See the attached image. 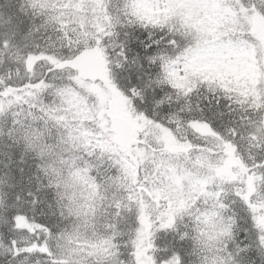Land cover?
Masks as SVG:
<instances>
[{"label":"trees","instance_id":"1","mask_svg":"<svg viewBox=\"0 0 264 264\" xmlns=\"http://www.w3.org/2000/svg\"><path fill=\"white\" fill-rule=\"evenodd\" d=\"M16 1L0 0V33L12 38L24 33H40L43 25L41 19L25 16V6L20 8V14L15 18ZM223 3L226 5L228 0H223ZM250 18L264 24V16L256 14L247 18V23ZM230 31L252 46L254 64L248 72L238 77H198L204 84L199 95H191L188 99V93L183 91L174 92L171 97L161 91L158 95L165 103L158 96L155 98L151 90L154 87L152 77H155L156 71L152 62L145 57L144 46L152 44L147 35L139 37L140 44L131 40L134 36L129 41L117 32L113 35L102 33L96 40L109 55L121 58L127 56L124 81L136 82L149 97L154 111L163 102L161 109L170 113V116L189 119L211 130L215 128L223 137L216 135L220 144L217 142L212 148L197 144L194 149L209 152L213 157V154H224L230 146L243 151L250 145V155L240 169L245 190L249 185H255L261 174L264 177V167H261L264 165V45L252 36L249 25L246 32L235 26ZM163 47L167 48V45ZM24 50L21 46L13 52L19 54ZM171 52L168 49L166 54ZM9 53L5 52V56ZM258 84H261V88ZM210 87L212 91H209ZM169 98H172L171 104L167 102ZM168 105H172V110ZM22 118L43 120L40 114L28 117L24 113ZM36 124L41 130L51 125L47 122ZM8 135L5 141L12 149L24 141V137L16 132ZM258 138L260 147L256 149ZM22 154H13L0 145V240L4 243L0 244V264H16L9 255L12 241L23 253L21 264H52V261L56 264H73L61 248L64 236L80 230L77 212L81 207L73 200L72 189L65 180V173L71 166L54 158L40 169L36 157ZM99 165L96 163L91 169V178H88L85 187L84 200L89 207L83 213L93 218L89 221L92 226L87 227L84 234L105 235L110 239L111 253L105 257L95 256L79 264H180L181 258L183 264H205L208 242L199 230L200 219L197 215L183 210L182 217L177 215L175 221L168 220L167 224L165 216L160 219L154 217L151 220L152 233L148 235L145 232L149 223L146 218L148 204L144 192L139 190V169L134 171L136 176L132 179L131 174H123L121 168L108 173L103 172ZM226 191L228 195L223 202L230 209L239 203L240 197L247 201L249 208L256 209L248 190H245L244 196L235 188L229 187ZM13 216L16 217L15 228L11 224ZM239 220L241 222H238L234 233L237 245H251V250L245 254L249 264H264L262 255L252 249L257 246L248 231L247 219L239 216Z\"/></svg>","mask_w":264,"mask_h":264},{"label":"snow or ice","instance_id":"2","mask_svg":"<svg viewBox=\"0 0 264 264\" xmlns=\"http://www.w3.org/2000/svg\"><path fill=\"white\" fill-rule=\"evenodd\" d=\"M139 5H133V9ZM153 7L164 8L167 10H172L178 13L176 16L165 17V23L158 24L159 39L155 41V44H149L145 47V57L149 62H153L158 55L166 54L168 49L173 50V55L169 58L168 69L175 70L179 67L182 62L184 65V71L186 73L193 72L197 66L206 64H224L228 62L229 55L231 51L243 43L241 37L236 36L234 32L230 31L229 28H220L215 30L204 31L199 25L195 24L196 19L195 13L192 11L194 8L200 7V5H193L191 3H185L184 0H157ZM235 13L232 17L235 21V27L241 28L243 32L247 31L248 23L247 18L252 17L256 14L264 16V0H228L225 5ZM191 14L192 19H188L187 23L184 22L186 19L185 14ZM133 23L136 21L133 20ZM141 23H143L141 21ZM151 36V34H150ZM251 39V37H249ZM167 45V48L163 47ZM93 44L81 45L76 52L73 53L72 61L75 62V57L79 56L85 47H92ZM77 76L75 71L70 72V78ZM196 85H199L197 87ZM119 87V86H117ZM204 87L199 78H196L195 84H193L188 92L186 98L190 99L191 95H199L200 88ZM121 91H123L121 89ZM135 92V89L130 90ZM177 93L182 91V89H177ZM212 91V88H209ZM129 99L132 96L128 92L124 93ZM215 94V92L213 93ZM135 103V101H133ZM202 113V109L200 110ZM144 118L151 119L150 116L145 112ZM222 115V114H221ZM209 127L211 124L209 123ZM212 131L217 135L221 134L216 131L215 128ZM235 132V130H232ZM221 138H223L221 136ZM102 158V157H101ZM102 167V165L98 166ZM261 167H264L262 165ZM228 192H225L224 197L220 199V202L213 212L209 214V221L213 231L217 233L216 239L219 243L223 244V240L220 239L221 236H226L229 238H234L235 228L238 225V221L235 216L230 218L229 221L224 220L223 213L229 207L227 204L223 203V199L227 198ZM241 204H244L243 198H241ZM182 217L183 212L177 214ZM236 215H239L237 213ZM16 217H12V227L15 228ZM251 231V228L248 229ZM51 234V228L48 229ZM11 249L9 255L12 260L16 261V264H21L23 253L16 247L15 241L11 242ZM258 246L261 253H264V230H261L258 236ZM251 250V245L239 246L237 251L229 253V256H224L223 252L220 255L212 257L210 260L205 261V264H249L245 259V254ZM49 255H53L49 253ZM52 264H56L52 261ZM180 264H183V259L181 258Z\"/></svg>","mask_w":264,"mask_h":264},{"label":"rangeland","instance_id":"3","mask_svg":"<svg viewBox=\"0 0 264 264\" xmlns=\"http://www.w3.org/2000/svg\"><path fill=\"white\" fill-rule=\"evenodd\" d=\"M148 4L153 5L157 0H145ZM189 3L200 5L198 7L200 10H208L210 14L206 16L205 20L203 21V29L204 31L208 30H215L220 29V25L218 24L217 20L223 21L221 15H214L212 11L214 10L215 4L210 2L209 0H188ZM206 13H203V15ZM43 21V20H42ZM44 22V21H43ZM245 51L244 46H239L234 48L228 58V62L224 64H209L214 67H218L221 70L226 71H240L244 67L245 57L241 56V54ZM105 100L103 97H100V104L103 105ZM119 111L123 113V110L120 109ZM129 123H135L133 120H129ZM71 127V124L69 125ZM79 126H77L78 128ZM85 129V127H82ZM116 133L113 137V142L123 151L126 150L127 144L129 142L130 133L129 130L122 128H115ZM76 129H70V131L66 134V139L72 141L77 136ZM168 176L171 179V182L164 181L163 184L159 188H150V195L152 200L151 209H156L160 212V214L167 213V218L174 220L176 215V208L171 209V205L176 203H183L189 199H197L199 194L205 190L202 186V181L199 176H190L187 173H181L180 175L173 174L170 171H167ZM75 178L76 175L73 176L69 175L68 179L71 181V184L77 194V190L81 187L82 182L81 180H77L78 183L75 186ZM78 196L76 195V200ZM206 236L209 234L216 238L217 233L213 231L212 226L205 230ZM68 242L69 250L71 255L75 256L76 258H84L89 257L92 255H101L106 252L109 248L108 244L109 241L107 237H101L99 240H88L83 236H72L70 237Z\"/></svg>","mask_w":264,"mask_h":264},{"label":"bare ground","instance_id":"4","mask_svg":"<svg viewBox=\"0 0 264 264\" xmlns=\"http://www.w3.org/2000/svg\"><path fill=\"white\" fill-rule=\"evenodd\" d=\"M34 18H38V19H41V22L42 24L44 23L42 20V18H39V17H34ZM20 54V53H19ZM19 54H17L16 52H10L8 54V56L6 57L5 56V52L4 51H0V56L5 58L6 59V62H7V65H12L14 62H15V58L16 56H18ZM35 114H39L38 112H36ZM29 117V116H28ZM34 117V116H33ZM28 123H46L44 120H41V121H36L35 119L34 120H30V119H25ZM52 124V123H50Z\"/></svg>","mask_w":264,"mask_h":264}]
</instances>
